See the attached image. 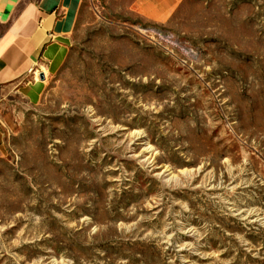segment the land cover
Returning a JSON list of instances; mask_svg holds the SVG:
<instances>
[{
  "label": "rangeland",
  "instance_id": "374dc122",
  "mask_svg": "<svg viewBox=\"0 0 264 264\" xmlns=\"http://www.w3.org/2000/svg\"><path fill=\"white\" fill-rule=\"evenodd\" d=\"M157 8L81 0L0 89V264H264V0Z\"/></svg>",
  "mask_w": 264,
  "mask_h": 264
},
{
  "label": "crops",
  "instance_id": "0c3cea01",
  "mask_svg": "<svg viewBox=\"0 0 264 264\" xmlns=\"http://www.w3.org/2000/svg\"><path fill=\"white\" fill-rule=\"evenodd\" d=\"M177 1L150 0L159 6L155 14L167 13ZM80 5L81 0H0V89L36 99L47 74L68 56ZM33 73L42 79L25 80Z\"/></svg>",
  "mask_w": 264,
  "mask_h": 264
},
{
  "label": "water",
  "instance_id": "95a60500",
  "mask_svg": "<svg viewBox=\"0 0 264 264\" xmlns=\"http://www.w3.org/2000/svg\"><path fill=\"white\" fill-rule=\"evenodd\" d=\"M39 77H40V78H42V76H41V75H40Z\"/></svg>",
  "mask_w": 264,
  "mask_h": 264
}]
</instances>
